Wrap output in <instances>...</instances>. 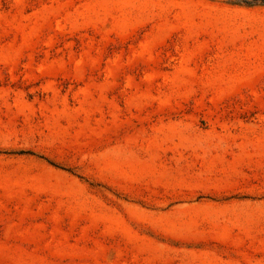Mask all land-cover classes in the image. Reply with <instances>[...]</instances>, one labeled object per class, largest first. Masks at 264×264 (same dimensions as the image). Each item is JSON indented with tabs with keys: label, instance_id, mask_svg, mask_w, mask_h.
I'll return each mask as SVG.
<instances>
[{
	"label": "rangeland",
	"instance_id": "1",
	"mask_svg": "<svg viewBox=\"0 0 264 264\" xmlns=\"http://www.w3.org/2000/svg\"><path fill=\"white\" fill-rule=\"evenodd\" d=\"M261 1L0 0V264H264Z\"/></svg>",
	"mask_w": 264,
	"mask_h": 264
},
{
	"label": "trees",
	"instance_id": "2",
	"mask_svg": "<svg viewBox=\"0 0 264 264\" xmlns=\"http://www.w3.org/2000/svg\"><path fill=\"white\" fill-rule=\"evenodd\" d=\"M264 4V0L261 1ZM248 5H251L250 2H245Z\"/></svg>",
	"mask_w": 264,
	"mask_h": 264
}]
</instances>
